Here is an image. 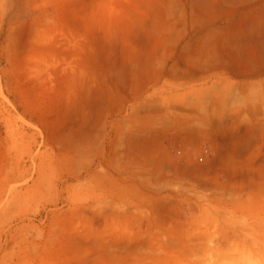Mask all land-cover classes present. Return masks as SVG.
<instances>
[{
  "label": "rangeland",
  "instance_id": "rangeland-1",
  "mask_svg": "<svg viewBox=\"0 0 264 264\" xmlns=\"http://www.w3.org/2000/svg\"><path fill=\"white\" fill-rule=\"evenodd\" d=\"M164 2L102 11L100 0H0V264L262 258L264 107L211 124L196 153L166 144L157 177L156 155L133 164L129 138L109 143L122 98L98 89L92 67L128 68L152 49L148 39L183 13ZM207 241L225 251L206 258Z\"/></svg>",
  "mask_w": 264,
  "mask_h": 264
},
{
  "label": "crops",
  "instance_id": "crops-1",
  "mask_svg": "<svg viewBox=\"0 0 264 264\" xmlns=\"http://www.w3.org/2000/svg\"><path fill=\"white\" fill-rule=\"evenodd\" d=\"M116 3L100 0L99 9L117 10ZM164 4L165 10L183 13L173 14L148 39L152 49L130 56L128 68L117 69L108 58L91 70L98 89L122 98V109L111 118L109 143L129 138L131 145L123 148L133 164L138 156L156 155V177L166 144L173 143L179 154L196 153L198 145L209 144L211 124L229 117L245 122L264 107V0Z\"/></svg>",
  "mask_w": 264,
  "mask_h": 264
},
{
  "label": "bare ground",
  "instance_id": "bare-ground-1",
  "mask_svg": "<svg viewBox=\"0 0 264 264\" xmlns=\"http://www.w3.org/2000/svg\"><path fill=\"white\" fill-rule=\"evenodd\" d=\"M259 206H261V205H259ZM253 208H255V207H253ZM248 209H250V208H248ZM249 211V210H248ZM251 214V213H250ZM253 214V213H252ZM245 225V224H244ZM243 225V226H244ZM260 225H262V224H260ZM252 228H253V226H252ZM255 228V227H254ZM261 228V227H260ZM236 229V228H235ZM253 230V229H252ZM255 230V229H254ZM264 230V229H263ZM223 231V230H222ZM224 231H225V229H224ZM230 231V230H229ZM235 231V230H234ZM260 231V230H259ZM224 233H228L227 231L226 232H224ZM253 234H254V232H253ZM257 234V233H256ZM210 235V234H209ZM225 235V234H224ZM223 236V235H222ZM226 236V235H225ZM224 236V237H225ZM237 237H239L238 235H237ZM228 238V237H227ZM235 238V237H234ZM207 239V238H206ZM252 239V238H251ZM255 239V238H254ZM237 240V239H236ZM243 240H245V239H243ZM208 241H211V243H212V240H208ZM207 241V242H208ZM248 241V240H247ZM253 241V240H252ZM263 242H264V240H263ZM205 243V242H204ZM210 242H208V245H206L205 244V246H207V247H205V249L207 250L208 248L210 249V248H214L215 246H213V245H215V243L213 244V245H211V244H209ZM209 246V247H208ZM211 246V247H210ZM190 248L189 249H191V246H189ZM218 247V246H217ZM253 247V246H252ZM193 248V247H192ZM213 248L212 249H210V250H212V251H210V253L209 252H207L208 253V255H207V253L206 252H202V250H201V255L198 253V255H196V253H195V255L196 256H200L198 259H200L201 260V256H203V254L202 253H204V256H205V253H206V258H208L207 256H210V254H211V252H213ZM216 248V247H215ZM214 248V249H215ZM219 248V250L221 249L220 247H218ZM218 248H216V249H218ZM184 249H185V247H184ZM194 249V248H193ZM192 249V250H193ZM197 249V248H196ZM204 249V250H205ZM208 249V250H209ZM215 249V251H218V250H216ZM224 249V248H223ZM223 249H221V251H225V249L223 250ZM231 249H233V248H231ZM235 249V248H234ZM178 250H180V249H178ZM198 250H199V252H200V249L198 248ZM205 250V251H206ZM207 250V251H208ZM191 251V250H190ZM176 252V251H175ZM182 251H180V253H181ZM184 252V251H183ZM193 251H191V253H192ZM198 252V251H197ZM236 252H238V254L237 255H239V257H236V258H233L234 256V254H231V253H229V255H230V260H229V262H228V264H243L244 262L243 261H246L248 264H264V249H263V252L262 251H260V253L262 252L263 254H262V258L261 259H263L262 261H260V260H258L257 259V257L259 258V256H254L255 254L254 253H252L253 255H250V254H248L247 255V253H245L244 252V250H238V251H236ZM259 252V251H258ZM187 253V252H186ZM186 253H184V254H186ZM193 253V254H194ZM214 253V252H213ZM223 253V252H222ZM225 253H228V252H225ZM219 254H221V252L219 251ZM194 255V256H195ZM212 255V254H211ZM222 255V254H221ZM223 255H224V253H223ZM227 254H225V256H226ZM236 255V254H235ZM258 255V254H257ZM261 255V254H260ZM219 256V255H218ZM214 257V256H213ZM203 258H205V257H203ZM233 258V259H232ZM214 259V258H213ZM217 259H220L219 257L218 258H216V259H214V260H217ZM212 260V259H211ZM221 260V259H220ZM219 260V261H220ZM219 261H211V264H220L219 263ZM181 264V263H180ZM183 264V263H182ZM208 264H210V262L208 263Z\"/></svg>",
  "mask_w": 264,
  "mask_h": 264
}]
</instances>
